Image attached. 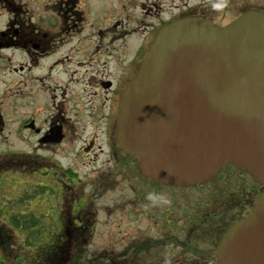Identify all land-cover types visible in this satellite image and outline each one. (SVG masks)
Segmentation results:
<instances>
[{"label":"flooded vegetation","instance_id":"1","mask_svg":"<svg viewBox=\"0 0 264 264\" xmlns=\"http://www.w3.org/2000/svg\"><path fill=\"white\" fill-rule=\"evenodd\" d=\"M97 1L101 10L97 22L101 30L99 36L94 30L91 33L96 38L95 43L100 42L96 48L97 54L92 53L90 45L89 52L85 51L79 60L83 62L81 66L85 67L82 71L73 70L67 65L65 70L53 71L55 66L61 67L59 59L51 63L46 72L39 74L33 71L30 84L46 80L44 90L48 94L47 103L43 96L31 90L32 113L20 121V130L30 131L35 136L37 148L49 153V158L44 160L46 167L36 174L44 172L42 176L46 174L51 181L47 185L57 193L55 200L60 208V220L54 232L55 249L65 255L64 264H71V255L85 249L81 243L80 247H75L72 242L75 238L69 233L81 230L86 222L95 219V212L89 211L97 198L98 191L95 192V189L101 187L102 191H108L123 182L126 188H132L137 160L119 148L116 136L118 106L123 88L136 74L157 31L177 18L191 15L206 17L217 24L218 21L212 18L217 20L213 13L219 9L222 14L234 12L236 15L231 21L249 9L262 11L260 8H249L248 0H171L170 4L167 0ZM4 2L8 11L11 9L20 15L28 13L26 8L23 9L24 13L18 5L14 7L12 2ZM37 6L40 8V5ZM87 7V0H54L42 7L41 13H34L33 20L25 19L24 24L14 26L13 36L23 50L28 47L26 42H33L25 38H33L35 42L32 46L41 52L50 42L52 45L66 43L76 34H82ZM50 18L54 21L53 33L47 29L42 32L35 29L32 37H29L21 29V26L28 25H32V29L47 28ZM220 18L223 20L224 16ZM25 20H21L20 16L17 18L19 23ZM9 25L0 32V36L10 37L5 39V43L11 39ZM25 67L24 64L18 67L20 75ZM28 68H32V65ZM41 102L47 105L46 109H41ZM42 111H46V114ZM90 153V168L85 174L83 166ZM238 174L244 177L243 173ZM82 182L90 184L81 186ZM86 186L93 190L88 197L83 195ZM252 186L251 193H242L241 199H234L236 202L233 205L215 214V220L209 219L206 213L205 228L174 231L171 223L165 219L163 222L168 226L165 232H128L122 238L123 252L116 257L111 256L114 259H110L109 264H218L217 246L220 240L227 229L251 209L262 189L258 185ZM159 212L165 215L171 209ZM11 220L12 215H6L0 206V222ZM22 255L21 249L8 246L0 233V264H25ZM35 261L33 258L30 263L36 264ZM89 262V258L83 254L79 263Z\"/></svg>","mask_w":264,"mask_h":264},{"label":"water","instance_id":"2","mask_svg":"<svg viewBox=\"0 0 264 264\" xmlns=\"http://www.w3.org/2000/svg\"><path fill=\"white\" fill-rule=\"evenodd\" d=\"M116 136L162 184H202L231 163L264 185V14L163 26L121 93ZM217 263L264 264V190L220 240Z\"/></svg>","mask_w":264,"mask_h":264},{"label":"rangeland","instance_id":"3","mask_svg":"<svg viewBox=\"0 0 264 264\" xmlns=\"http://www.w3.org/2000/svg\"><path fill=\"white\" fill-rule=\"evenodd\" d=\"M4 1H8L9 4L12 2L14 7L18 5L24 13L23 9L26 8L28 13L20 15L11 9L8 11ZM167 1L170 4L171 0ZM52 2L54 0H0V32L9 24L11 30V39H7L9 42L5 43L9 35L0 36V206L6 215H12L11 221L0 222V228H3L0 233L4 235L8 246L21 249L25 264H29L33 258L36 259V264L65 262V255L55 249L54 232L60 220L58 217L60 208L55 200L57 193L47 185L51 181L46 174L43 176V172L36 174L46 167L44 160L49 158V153L37 148L35 136L30 131L20 130V121L32 113L31 90L43 96L47 103L48 94L44 90L46 80L33 81L32 84L29 80L34 77L33 71L39 74L46 72L51 63L58 59L62 65L55 66L53 71L65 70V65L73 70H84L85 67L81 66L83 62L80 63L79 60L85 55V51L89 52L90 45L92 53L97 54L96 48L100 44L95 43L96 38L91 33L94 30L99 36L101 27L97 18L101 10L97 6V0H87L86 22L80 36L76 34L64 42L65 44L62 42L52 45L50 42L44 47L43 52L32 46L35 42L33 38H25L33 42H26L28 47L23 50L18 39L13 36L12 28L17 24H24L25 19L33 20L34 13H41V8ZM37 5H40V8ZM248 6L263 11L264 0H248ZM213 14L217 20L212 19L218 21L217 25L220 26L228 24L236 15L234 12L222 14L220 9ZM19 16L25 21L17 22ZM222 16L223 20L220 18ZM54 19L56 20V16ZM53 22L50 18L47 28L32 29V25H28L21 26V29L28 33L29 37H32L31 33L35 29L38 32L47 29L53 33L55 30ZM22 64L26 67L20 75L18 67ZM30 65L32 68H28ZM40 105L41 109L47 108L43 102ZM42 112L46 114V111ZM90 157L91 153L88 154L86 164L83 166L85 174L90 168L88 165ZM67 161L68 158L65 159V162ZM236 174L233 168H225L219 177L200 187L166 186L141 178L136 162L135 180L131 189L126 188L125 182L108 191H102L101 187L95 189V192L98 191L97 198L94 206L89 208L90 212H95V219L86 222L81 230L69 233L75 238L72 241L75 247H80L79 243L85 245V249L79 254L71 255L73 259L71 264H81L79 262H82L83 254L89 258V264H109L110 259H114L111 256L116 257L123 252V236H127L130 231L165 232L168 228L163 222L165 219L171 223V229L174 231L205 228L206 213L209 219H214L215 214L218 215L226 207L233 205L236 202L234 199H241L242 193H251L253 186L250 178L246 174H243V178H238ZM85 183L90 184L82 182L81 186ZM83 190V195L87 197L93 191L89 186ZM149 192L166 194L170 203L151 204L146 199ZM166 209H171V212L161 215L159 211ZM88 214L90 213H86Z\"/></svg>","mask_w":264,"mask_h":264},{"label":"clouds","instance_id":"4","mask_svg":"<svg viewBox=\"0 0 264 264\" xmlns=\"http://www.w3.org/2000/svg\"><path fill=\"white\" fill-rule=\"evenodd\" d=\"M146 199L153 205L170 203L168 196L163 193L149 192L146 196Z\"/></svg>","mask_w":264,"mask_h":264},{"label":"trees","instance_id":"5","mask_svg":"<svg viewBox=\"0 0 264 264\" xmlns=\"http://www.w3.org/2000/svg\"><path fill=\"white\" fill-rule=\"evenodd\" d=\"M12 224H13V223H12ZM17 226H18V224H17ZM17 226H16V227H17ZM14 227H15V226H14ZM1 229H3V228H0V230H1Z\"/></svg>","mask_w":264,"mask_h":264}]
</instances>
